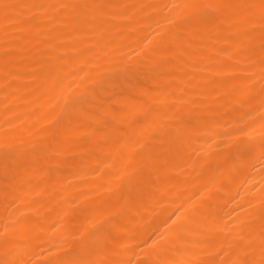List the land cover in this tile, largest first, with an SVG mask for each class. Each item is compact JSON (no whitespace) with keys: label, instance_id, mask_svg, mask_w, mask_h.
<instances>
[{"label":"bare ground","instance_id":"obj_1","mask_svg":"<svg viewBox=\"0 0 264 264\" xmlns=\"http://www.w3.org/2000/svg\"><path fill=\"white\" fill-rule=\"evenodd\" d=\"M61 2L73 0H0V4L22 5ZM96 2L162 5L172 0ZM10 15L14 19L5 21L0 10V136L11 132L33 143H40V138L29 136V132L42 129L47 123L46 114L57 110L51 108L50 101L62 104L69 92L73 95L85 92L91 83L87 74H95L98 65L114 70L121 66V61L139 60L140 53L153 46L148 41L154 44L159 39L157 34L165 30L163 13H153L144 22L147 13L138 8L128 13L130 19L117 17L67 25L49 23L51 13L47 9L28 7L13 10ZM230 40L227 33L194 37L193 48L189 49L193 55L177 56L167 67L140 76L139 88H128L118 101L106 97L102 109L86 105L89 111H98L99 120L93 127L99 131L94 137L83 135L63 143L54 155L42 157L38 168L50 170L49 178L41 179L39 173L23 176V190L17 200L19 208L30 215L35 212L32 218L45 229L55 223L63 225L61 231L67 232L69 222L74 219L87 226L81 215V210L87 209L94 223L103 222L102 231L115 228L129 235L150 234L153 230L164 232L168 228L164 222L169 216L178 208L199 204L198 194H205L202 189L212 188L210 212L197 231L205 232L214 244L223 241L233 218L243 212L241 206L258 202L264 192V158L258 149L243 161L230 158L221 175L216 170L221 148L212 135L181 136L179 145L171 151L168 145H157L161 159L143 168L142 179L148 178V182L141 187L142 197L134 202L128 201L127 188L121 187L126 181L118 176L126 165L122 156L133 157L129 167H138L137 141L146 142L159 125L178 122V117L185 115L184 111L175 117L173 113L176 107L186 109L187 105L171 104L181 90L202 93L201 103L218 109L234 98H243L231 91L233 82L245 77H234L227 69L245 65H234L226 54ZM159 59L153 56L150 63L156 64ZM253 71L259 79V69ZM53 75L63 82L62 93L49 91ZM105 136L109 138L108 146L101 150L96 145L98 141L103 143ZM6 222L0 177V227ZM129 235L123 238L128 240ZM47 255L37 249L34 258L42 261ZM127 256L134 262L137 257L142 258L134 243Z\"/></svg>","mask_w":264,"mask_h":264},{"label":"snow or ice","instance_id":"obj_2","mask_svg":"<svg viewBox=\"0 0 264 264\" xmlns=\"http://www.w3.org/2000/svg\"><path fill=\"white\" fill-rule=\"evenodd\" d=\"M28 7L47 9L51 13L48 22L62 25L117 17L130 19L128 13L138 8L147 13L144 22L153 13H163L165 30L157 34L159 39L154 44L148 41L153 46L142 51L139 60L121 61V66L114 70L98 65L95 74H87L91 83L85 92L76 95L69 92L62 104L50 101L51 108L57 110L46 114L47 123L42 129L29 132V136H39L40 143L11 132L0 136V177L7 213V222L0 227V264H264V192L258 202L241 206L243 212L233 218L231 229L219 244H214L205 232L197 231L201 220L210 212L212 188L202 189L205 194H198L199 204L194 202L188 209L178 208L169 216L164 222L168 225L164 232L153 230L150 234L129 235L115 228L102 231L103 222L94 223L87 209L81 210L87 226L74 219L69 222L67 232L61 231L63 225L55 223L45 229L32 218L35 212L30 215L17 204L18 193L23 190V176L39 173L41 179L49 178L50 170L38 168L42 157L54 155L63 143L83 135L91 138L99 131L93 127L99 120L98 111H89L86 105L93 104L99 110L106 97L118 101L128 88H139L140 76L155 72L158 67H167L177 56L193 55L189 51L193 48V38L210 33H227L231 37L226 54L234 65L245 67H230L227 72L234 77H245L233 82L231 89L243 98L220 105L219 109H224L220 111L201 103L202 93L181 90L171 99V104L187 105L186 109L176 107L173 113L174 117L181 111L185 115L178 117V122L159 125L146 142H136L138 167H129L133 157L122 156L126 165L118 178L126 183L121 187L127 188L128 201L141 198V187L148 182V178L142 179L143 168L161 159L157 145H168L171 151L179 145L181 136L212 135L221 148L216 169L221 175L230 158L243 161L257 149L264 158V0H172L162 5L98 3L96 0L48 5L0 4L5 21L14 19L10 15L13 10ZM153 56L160 58L156 64L150 63ZM256 68L259 79L253 71ZM51 84L50 92L64 91L63 82L55 75L51 76ZM197 108L201 111L196 112ZM86 128L91 130L86 132ZM108 139L105 136L103 143L98 141L96 147L103 150L108 146ZM125 235H129L128 240L123 238ZM193 236L194 239L190 238ZM133 243L142 254L135 262L127 256ZM37 249L48 253L42 261L34 258Z\"/></svg>","mask_w":264,"mask_h":264}]
</instances>
